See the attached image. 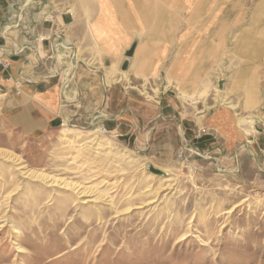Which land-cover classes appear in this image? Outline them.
<instances>
[{
	"label": "rangeland",
	"instance_id": "obj_1",
	"mask_svg": "<svg viewBox=\"0 0 264 264\" xmlns=\"http://www.w3.org/2000/svg\"><path fill=\"white\" fill-rule=\"evenodd\" d=\"M113 3L128 25L116 32L129 35L113 70L126 80L106 87L99 77L96 113L87 101L66 123L73 129H32L0 95V264H264V0ZM162 5L163 69L191 47L204 72L199 113L226 110L235 129L185 138L160 115L171 73L158 59ZM134 41L132 68L121 72Z\"/></svg>",
	"mask_w": 264,
	"mask_h": 264
},
{
	"label": "crops",
	"instance_id": "obj_2",
	"mask_svg": "<svg viewBox=\"0 0 264 264\" xmlns=\"http://www.w3.org/2000/svg\"><path fill=\"white\" fill-rule=\"evenodd\" d=\"M113 4V0H0V57L10 64L6 70L0 68V95L7 98L9 109L19 110V116L24 123L31 124L32 129L42 122L73 129L66 123L78 122L77 116L83 117L79 109L84 108L87 101L97 112L100 104L97 89L102 87L99 77L106 87L126 80V73L122 77V73L113 69L123 59L122 51L129 44V35L116 31L128 25H124L125 21L120 23L123 13L118 10L114 13ZM162 7L166 5H162L159 12L158 59L160 71L171 73H165V86L157 101L160 115L176 120L185 138H195L196 130L203 127L219 133L231 131L235 123L228 111L216 110L206 115L198 111V96L194 93L198 92L199 79L204 72L198 68L191 47L188 52L184 51L186 56L181 61L175 56L170 68L167 69L165 63L163 69L168 42L166 31L163 34L162 30L167 27ZM257 11L262 15L264 5ZM173 27L177 28V24ZM244 44L245 41L240 40V47ZM107 59H111L108 67L113 65L112 69L98 71L100 60ZM263 73L261 71L258 84L261 95H264ZM245 89L247 96L251 93L253 103L251 86ZM107 100L113 101V95ZM238 120L241 119H236L237 126L242 127L244 122L241 120L239 125ZM108 126L110 131L117 132L118 123L111 120ZM244 133L249 134V131L244 130ZM260 136L262 144L264 131Z\"/></svg>",
	"mask_w": 264,
	"mask_h": 264
},
{
	"label": "water",
	"instance_id": "obj_3",
	"mask_svg": "<svg viewBox=\"0 0 264 264\" xmlns=\"http://www.w3.org/2000/svg\"><path fill=\"white\" fill-rule=\"evenodd\" d=\"M136 44H137V41H134L131 47L124 52V61L122 62L121 67H120L121 72H126V70L128 69L129 61L134 56ZM226 81H227V74H225V76H223L222 78L218 79L217 88L219 90H222Z\"/></svg>",
	"mask_w": 264,
	"mask_h": 264
},
{
	"label": "built area",
	"instance_id": "obj_4",
	"mask_svg": "<svg viewBox=\"0 0 264 264\" xmlns=\"http://www.w3.org/2000/svg\"><path fill=\"white\" fill-rule=\"evenodd\" d=\"M9 66H10L9 62L6 61V60H3V59L0 57V68L6 70V69L9 68Z\"/></svg>",
	"mask_w": 264,
	"mask_h": 264
},
{
	"label": "bare ground",
	"instance_id": "obj_5",
	"mask_svg": "<svg viewBox=\"0 0 264 264\" xmlns=\"http://www.w3.org/2000/svg\"><path fill=\"white\" fill-rule=\"evenodd\" d=\"M231 106V105H230ZM239 125H241V120H238V122H237ZM101 135V134H100Z\"/></svg>",
	"mask_w": 264,
	"mask_h": 264
}]
</instances>
